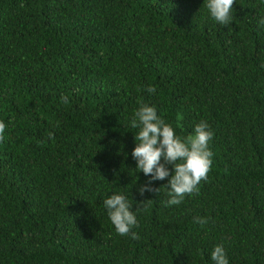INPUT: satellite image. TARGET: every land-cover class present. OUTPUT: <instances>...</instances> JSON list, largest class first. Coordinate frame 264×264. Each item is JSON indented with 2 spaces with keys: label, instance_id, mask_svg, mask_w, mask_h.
Returning <instances> with one entry per match:
<instances>
[{
  "label": "trees",
  "instance_id": "trees-1",
  "mask_svg": "<svg viewBox=\"0 0 264 264\" xmlns=\"http://www.w3.org/2000/svg\"><path fill=\"white\" fill-rule=\"evenodd\" d=\"M232 16L217 24L203 0H0V264H213L217 245L264 264V0ZM141 103L181 138L202 120L214 134L208 178L179 205L168 178L137 191ZM113 194L138 239L115 232Z\"/></svg>",
  "mask_w": 264,
  "mask_h": 264
},
{
  "label": "clouds",
  "instance_id": "clouds-1",
  "mask_svg": "<svg viewBox=\"0 0 264 264\" xmlns=\"http://www.w3.org/2000/svg\"><path fill=\"white\" fill-rule=\"evenodd\" d=\"M203 3L210 18L217 24L227 26L232 22L234 0H203ZM259 24L264 25V19H261ZM146 91L154 93L156 89L149 86ZM60 102L68 104V97L61 95ZM130 126L139 129L134 137V141L138 143L135 142L131 156L136 161L138 172L149 177V180L137 189L141 196L145 192L156 194L160 187L153 188L152 181L165 178H168L167 183L162 185L167 188L168 199L165 206L179 205L186 195L199 194L198 186L201 181L207 180L212 166L213 154L209 149V142L214 134L206 121L197 123L191 135L181 138L176 135L170 124L157 115L155 106L141 103L134 112ZM5 129L6 124L0 121V142L4 140ZM48 138L51 140L53 134L48 133ZM166 165L172 166L171 174ZM103 205L118 235L130 234L132 239H138L137 233L131 231L137 226L136 216L124 195L113 194L103 201ZM193 222L203 226L207 219L195 217ZM211 260L213 264H229L221 245L213 248Z\"/></svg>",
  "mask_w": 264,
  "mask_h": 264
}]
</instances>
